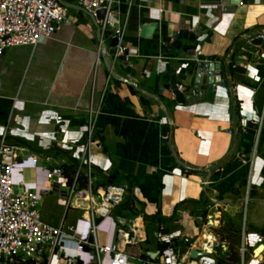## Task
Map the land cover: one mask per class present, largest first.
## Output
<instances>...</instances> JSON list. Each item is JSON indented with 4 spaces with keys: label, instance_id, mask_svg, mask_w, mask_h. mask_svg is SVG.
Masks as SVG:
<instances>
[{
    "label": "crops",
    "instance_id": "crops-1",
    "mask_svg": "<svg viewBox=\"0 0 264 264\" xmlns=\"http://www.w3.org/2000/svg\"><path fill=\"white\" fill-rule=\"evenodd\" d=\"M70 5L66 22L50 38L0 54V137L6 129L8 141L22 148V157L34 155L40 165H72L81 160L86 125L92 119L94 186H107L103 184L113 179V184L124 183L129 189L127 202L112 212V219L98 221L97 242H118L131 261L154 263L161 243L171 245L172 238H182L174 246L179 250L184 240L194 247L210 236L221 243L216 259L222 264L231 242L225 239L226 229L240 239L244 199L247 211L251 207L254 212L251 223L258 235L264 231V114L257 141L239 128L259 116L253 101L256 91L264 90V64L241 54L240 48L244 38L264 33V0L242 5L223 0H116L118 21L126 19L128 56L125 62L112 63L114 76L101 55L97 58L99 39L91 16ZM152 23V36L141 37L142 27ZM194 29L201 33L193 43L181 40L180 50L165 52L175 35L181 38L183 30ZM231 55L249 60L244 74L230 78L238 85L234 97L219 86L213 93L199 89L192 97L188 88L199 60L218 56L226 62ZM170 70H176L177 86L185 87V104L176 103L164 89ZM233 103L239 116L236 131ZM159 111L168 116H158ZM164 125L171 126L165 137ZM211 166L215 169L206 171ZM13 179L15 191L22 185L44 184L42 173L32 168L15 172ZM64 189L45 192L39 206L42 221L54 227L76 225L81 215L77 209L65 211ZM225 199L236 207L233 216L225 207L208 208ZM48 202L63 208L62 214L57 210L49 216ZM125 210L131 213L122 216ZM154 215L167 222L153 221ZM164 228L169 234L157 238ZM257 243L248 245L249 251ZM70 247L74 252L72 243ZM192 260L179 253V264Z\"/></svg>",
    "mask_w": 264,
    "mask_h": 264
},
{
    "label": "built area",
    "instance_id": "built-area-1",
    "mask_svg": "<svg viewBox=\"0 0 264 264\" xmlns=\"http://www.w3.org/2000/svg\"><path fill=\"white\" fill-rule=\"evenodd\" d=\"M78 6L95 19L97 32H99L100 57L102 43L116 39L117 44L108 48L107 54L112 63L120 61L127 51L124 42L126 19L118 21V14L114 5L116 0H0V54L7 49L18 46H35L40 39L50 38L66 22L69 14V5ZM239 4L242 5L240 2ZM103 11L102 18L97 20L96 14ZM259 39L264 41V33H258L247 39L245 43ZM253 58L260 63L264 60V48L255 46ZM195 55V54H194ZM127 58V56H126ZM231 59V60H230ZM249 60L238 64L233 62L232 55L226 61L229 68L240 65L245 69ZM221 87L223 92L234 97L238 85L226 77L215 85ZM97 112H95V115ZM264 114L262 112L253 123L256 124L254 137L257 138L261 131ZM246 123L237 125L245 132ZM94 121L88 119L86 136L80 151V162L72 164L75 171L71 175V183L62 168L67 163L55 162L54 166L40 165L34 155L24 158L22 148L11 144L4 130L0 137V264H179V250L170 245L161 250L157 260L131 261L119 243L99 244L96 240V231L99 220L112 219L111 214L127 202V184H109L107 186H94L90 166V145ZM49 162V158L45 159ZM32 168L40 171L44 177L43 187H30L22 185L21 191H15L13 175ZM84 180L85 186L80 187ZM208 185L209 181L203 182ZM65 188L63 193L65 211L77 209L81 211L76 225L63 224L54 227L42 221L39 206L45 192ZM219 206L212 203L208 208ZM248 200L244 199L242 211V231L239 239L238 254L239 264H264V232L259 235V243L251 251L246 243V211ZM222 207V206H221ZM224 208V207H223ZM113 226L116 227L115 222ZM164 235L160 232L157 238ZM74 245V252L70 244ZM220 242L214 238H205L196 246L187 244L188 258L191 250L200 251L202 254L191 261V264H217V251ZM259 248L262 251L257 253ZM86 249H89L87 251Z\"/></svg>",
    "mask_w": 264,
    "mask_h": 264
},
{
    "label": "water",
    "instance_id": "water-1",
    "mask_svg": "<svg viewBox=\"0 0 264 264\" xmlns=\"http://www.w3.org/2000/svg\"><path fill=\"white\" fill-rule=\"evenodd\" d=\"M223 1H224V4H232V5H237L240 2L242 4H246V2H247V0H223ZM69 7H72V5H69ZM102 15H103V11L97 12L96 19L97 20L101 19ZM91 18H92L94 24H96L95 19L92 16H91ZM155 27H156V23H152L150 25L143 26L140 36L141 37H151L152 32L155 29ZM200 33H201L200 29H194L192 31L183 30L181 38H178V35H175L173 37L172 44L168 45L165 52L171 53L173 50H180L182 47V41L181 40H186L190 43H193L195 41V39L200 36ZM97 36H98V39H100L99 32H98ZM116 44H117V40L111 39L108 44L102 43L101 49H100L101 59L104 62V65H105L107 71L112 76L115 75V73L111 70L112 61H111L110 57L106 54V52H107V48H113L116 46ZM122 45H125V43L123 42ZM258 45H260L261 48H264V41L261 42L259 39H254V40H252V42L250 44L244 43V44H242V46L240 48V53L243 55L244 54L245 55H252L256 52L255 46H258ZM191 55H193V54H191ZM126 56H128V51L124 52V56H122L120 58V61L125 62ZM232 60H233V62L241 64V63L245 62V56H242V55L233 56L232 55ZM260 62L262 64H264V60H261ZM235 73L244 74L245 69L243 67H241L240 65H236L234 68H229L228 64L226 62H221L220 58L218 56L205 57L204 60H199L194 72L192 71L193 82H192V85L188 88V90L192 89V91H191L192 97L196 96V92L199 89L202 92L213 93L216 90L215 85L218 84L221 79H224L226 77L231 78L232 75ZM167 74L170 76V80H169V83L164 86V89L166 91H170V93L173 96V100L176 103L185 104V102H186V97L184 94L185 93V87H184V89H181L179 86H177L178 80L176 77V70H170ZM125 82L130 83V84L135 86V84L130 82V81H125ZM263 102H264V90H257L256 91V98L254 99L253 103H254V106H255V109H256L258 115H260L262 112ZM235 109H236V104L233 103L231 120H232V124H233L234 129H236L238 122H239V116L236 114ZM158 116L167 117L168 114L164 113L163 111H159ZM245 126H246L245 132L247 134L253 135L254 130L256 128V124L253 123L252 121H247ZM170 130H171L170 125L162 126L161 127V135L163 137L167 136V134ZM238 157L243 158L246 161H248V157H246L244 154H240ZM178 163L184 167V165L182 163H180V162H178ZM214 169H215V166H211V167L207 168L206 171H212ZM117 184L119 185V184H124V183H117ZM216 203L219 206L225 207L226 213H228L231 216L234 215L236 207H234L231 204L230 200H228V199L220 200V201H217ZM125 212H127V214H123L121 212H120V214L122 216H127L131 213L130 211H126V210H125ZM263 232L264 231H262L261 233H263ZM161 233L163 235H168L169 229L168 228L161 229ZM182 241H183L182 238H172L170 240V244L172 246H177ZM187 244H188V241L184 240V246L179 248L180 253H186L187 252ZM201 254L202 253L200 251L191 250L189 253V257L191 259H196ZM217 264H220V263H217Z\"/></svg>",
    "mask_w": 264,
    "mask_h": 264
},
{
    "label": "trees",
    "instance_id": "trees-1",
    "mask_svg": "<svg viewBox=\"0 0 264 264\" xmlns=\"http://www.w3.org/2000/svg\"><path fill=\"white\" fill-rule=\"evenodd\" d=\"M62 168L64 170V174L68 178V183L70 184L72 180L71 175L75 171V168L73 167V165H63ZM113 183H114L113 179H108L103 185L113 184ZM84 186H85V182L84 180H82L80 183V187H84ZM146 219L148 220L149 217H146ZM150 219L158 223L167 222V219L157 218V215L156 216L154 215ZM235 235H238V234L235 233L230 227L226 229L225 239L227 240L230 239L231 242L229 244L228 252L225 254L226 261H222V264H239V255H238L239 235H238V240H237V237H235ZM168 246H170L168 243H161L158 245L159 249L161 250Z\"/></svg>",
    "mask_w": 264,
    "mask_h": 264
},
{
    "label": "rangeland",
    "instance_id": "rangeland-1",
    "mask_svg": "<svg viewBox=\"0 0 264 264\" xmlns=\"http://www.w3.org/2000/svg\"><path fill=\"white\" fill-rule=\"evenodd\" d=\"M109 43V42H107ZM53 202L54 200L56 199H51ZM48 206L46 208V212L49 216L52 215H55L57 213V210L60 211V213L62 214L63 212V208H58V207H55L54 203H51V202H48ZM75 211V210H73ZM72 211H69L68 212V215H67V218H69V216L72 214L71 213ZM78 211H75V213H77ZM79 213V212H78ZM253 211H252V208L249 207L248 211H247V221H246V243L248 245H253L257 242H259V235H258V230L256 229V227L254 225H252L251 223V217L253 216ZM41 214V213H40ZM42 214H46L44 211H42ZM66 218V219H67ZM242 228V227H241ZM235 237H237V240H238V235H235ZM239 255V254H238Z\"/></svg>",
    "mask_w": 264,
    "mask_h": 264
},
{
    "label": "bare ground",
    "instance_id": "bare-ground-1",
    "mask_svg": "<svg viewBox=\"0 0 264 264\" xmlns=\"http://www.w3.org/2000/svg\"><path fill=\"white\" fill-rule=\"evenodd\" d=\"M207 238H209V239H210L211 237H210V236H208ZM262 250H263V248H259V249H258V251H257V253H259V252H260V251H262Z\"/></svg>",
    "mask_w": 264,
    "mask_h": 264
}]
</instances>
